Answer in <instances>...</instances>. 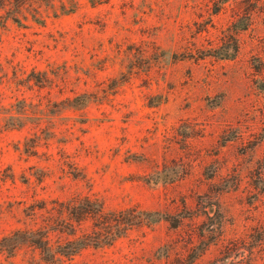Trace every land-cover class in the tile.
Masks as SVG:
<instances>
[{"label": "rangeland", "instance_id": "obj_1", "mask_svg": "<svg viewBox=\"0 0 264 264\" xmlns=\"http://www.w3.org/2000/svg\"><path fill=\"white\" fill-rule=\"evenodd\" d=\"M84 196L162 218L66 264H264V0H0V239Z\"/></svg>", "mask_w": 264, "mask_h": 264}, {"label": "trees", "instance_id": "obj_2", "mask_svg": "<svg viewBox=\"0 0 264 264\" xmlns=\"http://www.w3.org/2000/svg\"><path fill=\"white\" fill-rule=\"evenodd\" d=\"M229 36L235 42L233 51L227 49L225 53L212 55L228 58L237 53L239 46L236 30L231 32ZM74 201L77 202L61 203L58 209L52 208V211H48L49 215H46L43 224L14 230L10 234L2 237L0 239V251L6 250L5 243L10 240L13 242L9 250L11 254L15 253L20 245L29 244L40 250L42 259L47 264H66L67 261L72 260L84 248H102L112 245L133 226L147 224L146 222L156 223L162 218L160 217V213L156 211L138 208L107 210L101 201L98 202L95 200L96 202H94L89 196L77 197ZM53 211H56V217L51 214ZM156 215L158 216L156 217ZM68 216L72 219L76 216L75 222L80 227L86 221L91 220L92 229L78 235L76 233L77 228L73 224L71 228L73 231L67 233L70 238L64 242L56 241L57 244L54 245L52 243L54 241L53 233H66L62 230L63 226H57L60 222L65 224L69 219ZM135 218H138L139 221Z\"/></svg>", "mask_w": 264, "mask_h": 264}]
</instances>
